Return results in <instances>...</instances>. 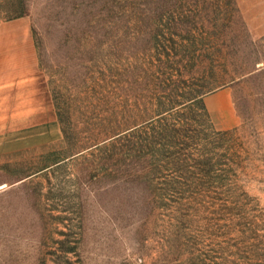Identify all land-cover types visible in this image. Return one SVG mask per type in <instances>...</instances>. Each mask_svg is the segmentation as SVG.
I'll return each instance as SVG.
<instances>
[{
    "label": "rangeland",
    "instance_id": "obj_1",
    "mask_svg": "<svg viewBox=\"0 0 264 264\" xmlns=\"http://www.w3.org/2000/svg\"><path fill=\"white\" fill-rule=\"evenodd\" d=\"M13 36L42 135L0 141V264H264V0H0V75Z\"/></svg>",
    "mask_w": 264,
    "mask_h": 264
},
{
    "label": "crops",
    "instance_id": "obj_2",
    "mask_svg": "<svg viewBox=\"0 0 264 264\" xmlns=\"http://www.w3.org/2000/svg\"><path fill=\"white\" fill-rule=\"evenodd\" d=\"M12 39L16 42L10 45V51L16 54L10 53V63L0 75V115L8 113L12 119L0 121V141L11 140L9 144H16L17 141L40 139L41 131H35L33 135L27 131L42 128L41 122L36 121L42 111L43 94L41 83L33 79L36 68L32 52L20 37L13 36ZM214 98L221 99L223 95L218 92L205 99L206 108L215 123L218 113L231 112L233 108L230 101L222 108H213L211 101ZM26 133L29 136H24ZM5 151L0 147V154Z\"/></svg>",
    "mask_w": 264,
    "mask_h": 264
}]
</instances>
